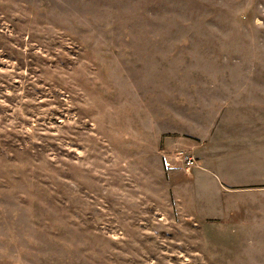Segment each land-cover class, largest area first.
Returning a JSON list of instances; mask_svg holds the SVG:
<instances>
[{
  "label": "rangeland",
  "instance_id": "1",
  "mask_svg": "<svg viewBox=\"0 0 264 264\" xmlns=\"http://www.w3.org/2000/svg\"><path fill=\"white\" fill-rule=\"evenodd\" d=\"M0 264H264V0H0Z\"/></svg>",
  "mask_w": 264,
  "mask_h": 264
},
{
  "label": "crops",
  "instance_id": "2",
  "mask_svg": "<svg viewBox=\"0 0 264 264\" xmlns=\"http://www.w3.org/2000/svg\"><path fill=\"white\" fill-rule=\"evenodd\" d=\"M195 166H199V165H195ZM205 168H206L205 166L198 167V169H205ZM193 176H194V172H193ZM228 180H226V182L221 183L216 179L217 181L216 183L218 185L216 193L218 194V197H220V200L216 203H213L212 207L210 205L208 211L206 212L207 214L205 215H203V213L199 214L198 210L193 209L197 215L210 219H227L229 217V212L234 207L232 198L236 196V194H234L236 192H233V190L238 189L239 187H243L242 183L246 180L244 181H239V180L228 181Z\"/></svg>",
  "mask_w": 264,
  "mask_h": 264
},
{
  "label": "built area",
  "instance_id": "3",
  "mask_svg": "<svg viewBox=\"0 0 264 264\" xmlns=\"http://www.w3.org/2000/svg\"><path fill=\"white\" fill-rule=\"evenodd\" d=\"M184 160L185 163L187 164V168H190V166L194 165L196 162V159L192 156H185Z\"/></svg>",
  "mask_w": 264,
  "mask_h": 264
}]
</instances>
